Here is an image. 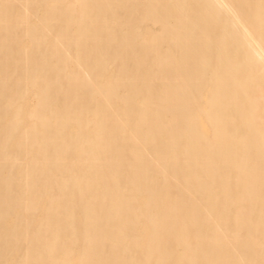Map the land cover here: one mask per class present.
Returning a JSON list of instances; mask_svg holds the SVG:
<instances>
[{
  "label": "bare ground",
  "instance_id": "obj_1",
  "mask_svg": "<svg viewBox=\"0 0 264 264\" xmlns=\"http://www.w3.org/2000/svg\"><path fill=\"white\" fill-rule=\"evenodd\" d=\"M0 264H264V0H0Z\"/></svg>",
  "mask_w": 264,
  "mask_h": 264
}]
</instances>
